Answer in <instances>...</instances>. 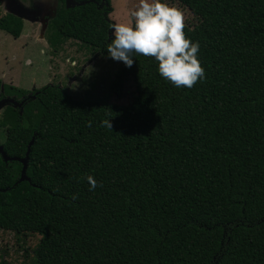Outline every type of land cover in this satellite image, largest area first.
Here are the masks:
<instances>
[{"label": "trees", "instance_id": "obj_1", "mask_svg": "<svg viewBox=\"0 0 264 264\" xmlns=\"http://www.w3.org/2000/svg\"><path fill=\"white\" fill-rule=\"evenodd\" d=\"M95 1L58 11L54 49L108 55L111 1ZM175 1L196 18L184 32L205 77L191 89L133 53L128 105L49 85L5 113L8 157L34 144L24 181L0 157V228L40 236L33 264H264V0ZM0 29L19 38L23 23Z\"/></svg>", "mask_w": 264, "mask_h": 264}, {"label": "rangeland", "instance_id": "obj_2", "mask_svg": "<svg viewBox=\"0 0 264 264\" xmlns=\"http://www.w3.org/2000/svg\"><path fill=\"white\" fill-rule=\"evenodd\" d=\"M110 1L109 19L113 23L134 24L131 12L139 6V0ZM162 2L180 10L186 26L195 24L196 18L187 7L175 0ZM3 14L0 10V16ZM37 31V24L27 22L22 36L15 40L0 30V69L6 70L5 59L11 61L9 66H13L19 77V87L33 92L57 85L75 99L108 101L117 105H128L134 100V78L130 67L123 62L113 60L109 55L102 56L98 49L76 40H67L54 49L49 42L51 37L44 41L37 36ZM109 36L114 38L111 32ZM39 239L37 234H18L0 228V264H33V250Z\"/></svg>", "mask_w": 264, "mask_h": 264}, {"label": "clouds", "instance_id": "obj_3", "mask_svg": "<svg viewBox=\"0 0 264 264\" xmlns=\"http://www.w3.org/2000/svg\"><path fill=\"white\" fill-rule=\"evenodd\" d=\"M131 17L134 24L112 25L114 39L106 46L110 58L131 67L133 53L153 57L161 77L176 87L191 89L204 79L205 70L198 59L199 42L186 38L184 15L180 10L162 0H139ZM102 125L112 130L110 119L102 121ZM86 180L90 190H95L98 185L94 177L87 175Z\"/></svg>", "mask_w": 264, "mask_h": 264}, {"label": "flooded vegetation", "instance_id": "obj_4", "mask_svg": "<svg viewBox=\"0 0 264 264\" xmlns=\"http://www.w3.org/2000/svg\"><path fill=\"white\" fill-rule=\"evenodd\" d=\"M96 3L95 0H73L70 3V7L68 4V0H3L0 3V10L3 11V15L0 16V21L2 19L12 17L20 20L23 23V31L25 27V23L37 24L38 31L37 36L41 38H48L50 27L53 24V19L56 17L58 11L61 8L66 9H74L78 7H82L85 5ZM19 10L29 12L38 16L35 22L30 19L24 18ZM53 14V15H51ZM46 22L47 28H44V21ZM37 21V22H36ZM1 30V29H0ZM3 31V30H1ZM22 31V33H23ZM5 32V31H3ZM7 33V32H5ZM22 33L20 37L22 36ZM10 35L9 33H7ZM44 35V37H43ZM12 36V35H10ZM14 37V36H12ZM16 38V39H20ZM7 64L6 70L0 69V123L3 120L5 113L9 108L16 110L21 115L25 110L26 104L33 100L38 94L39 90H24L19 87L17 73L12 68L13 66H9L11 61L5 59ZM7 131L6 127H0V146L4 148V144L6 141L5 132ZM0 157L1 154H0Z\"/></svg>", "mask_w": 264, "mask_h": 264}, {"label": "water", "instance_id": "obj_5", "mask_svg": "<svg viewBox=\"0 0 264 264\" xmlns=\"http://www.w3.org/2000/svg\"><path fill=\"white\" fill-rule=\"evenodd\" d=\"M3 0H0V3L2 2ZM73 2V0H68V4H69V7H70V3ZM20 14L24 17V18H27V19H30L31 21L35 22L36 19H38L36 15L34 14H31L29 12H26V11H22V10H19ZM53 15V14H51ZM44 21V28H47V25H46V22L45 20ZM37 22V21H36ZM114 31V29L111 31V33ZM44 37V35H43ZM34 144V140H32L28 146V151L26 153V156L25 158H10L8 157V155L6 154V152L4 151V148L2 146H0V154L2 156V158L4 159V161L6 163L8 162H11V161H18L20 162L22 165H23V170H22V178L20 181H24L26 179V171H27V168H28V163H29V160H30V153H31V147L33 146Z\"/></svg>", "mask_w": 264, "mask_h": 264}, {"label": "crops", "instance_id": "obj_6", "mask_svg": "<svg viewBox=\"0 0 264 264\" xmlns=\"http://www.w3.org/2000/svg\"><path fill=\"white\" fill-rule=\"evenodd\" d=\"M11 37H12V36H11ZM12 38H14L15 40H17L15 37H12ZM38 40H39V39H38ZM38 40H37V41H38ZM39 41H40V40H39ZM44 41H46L45 38H44ZM43 51H44V50H43ZM52 52L55 53L53 50H52ZM12 68H13V67H12ZM13 69H14V68H13Z\"/></svg>", "mask_w": 264, "mask_h": 264}]
</instances>
